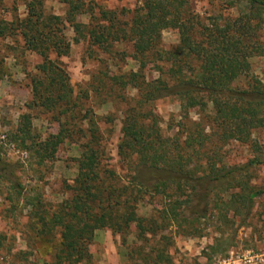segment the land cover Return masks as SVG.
I'll return each instance as SVG.
<instances>
[{"label":"trees","instance_id":"obj_1","mask_svg":"<svg viewBox=\"0 0 264 264\" xmlns=\"http://www.w3.org/2000/svg\"><path fill=\"white\" fill-rule=\"evenodd\" d=\"M60 1L75 42L87 40L104 53H111L115 43L131 42L138 70L99 79L103 88L137 90L138 98L123 111L117 144L119 160L131 172L123 178L107 167L97 119L87 110L81 114L69 76L57 61L70 51L62 17L47 11L44 0H20L25 14L20 16L15 4L10 19L0 14V37L19 36L24 49L41 56L30 75L26 108L50 112L58 130L36 134L26 111L8 137L36 165L53 161L66 139L78 143L80 154L66 184L69 195L53 209L40 195H26L1 152L0 183L9 198L28 209L32 241L49 245L50 264H89L87 238L105 227L120 237L128 263L172 264L174 234L203 236V221L215 217L226 225L229 214H246L261 194L250 184L249 169L260 160L228 165L221 146L230 140L251 143L253 129L264 126V85L251 79L245 89L234 86L249 74L250 58L264 53V0H229L231 7L242 4L237 15L210 19L195 13L189 0H141L129 22L96 9L95 0ZM80 15L88 22L77 20ZM169 27L177 29L179 41L165 50L161 32ZM153 60L167 67L147 81L143 69ZM166 96L180 103L172 136L162 132L150 108ZM190 109L198 111L197 119L189 117ZM4 240L0 234V249Z\"/></svg>","mask_w":264,"mask_h":264},{"label":"rangeland","instance_id":"obj_2","mask_svg":"<svg viewBox=\"0 0 264 264\" xmlns=\"http://www.w3.org/2000/svg\"><path fill=\"white\" fill-rule=\"evenodd\" d=\"M228 2L189 0L191 9L208 19L237 15L242 4L231 7ZM140 3L141 0H95L96 9L115 12L120 22H129L132 10ZM14 4L20 16L25 14L20 0H2V17L10 19ZM44 4L47 11L62 17L70 51L58 57L57 61L69 76L81 114L85 110L94 114L107 151L106 165L126 178L131 170L119 160L117 144L121 136L123 111L138 98L137 90L132 87L103 88L99 79L106 78L105 75L138 70V63L131 57V42L113 44L111 53L101 52L87 40L75 42L72 26L65 15L66 5L60 0H44ZM77 20L88 22V16L80 15ZM261 34L264 39V21ZM178 41L176 28L169 27L161 32V48L171 49ZM50 57L56 58L55 54H50ZM41 61V56L23 48L19 36L17 39L0 37V152L5 161L13 164L14 175L22 183L26 195H40L47 207L53 209L57 202L69 195L66 184L72 182L76 172L75 162L80 154L78 143L66 139L59 145L53 161L36 165L29 154L17 148L8 137L17 125L20 114L26 111L31 112L36 134L43 137L58 130V123L52 119L50 112L26 108L31 98L30 75ZM249 61V74L238 79L235 87L245 89L251 79L264 85V53L252 56ZM166 67L162 61H148L143 69L145 79H156ZM150 108L158 116L162 132L168 136L175 134L178 129L175 124L180 118L178 98L166 96L156 99ZM188 115L195 120L198 111L190 109ZM251 140V143L230 140L222 144L221 150L228 165H243L253 158L260 160L249 169L253 174L250 184L261 190V194L253 200L246 214H229L230 222L226 225L215 217L203 221V236L174 234L169 249L172 264H264V126L253 129ZM6 187L0 183V234L5 235L4 248L0 249V264H50L52 249L44 242L33 243L28 209L22 207L21 202L16 203V200L9 198ZM87 242L91 253L89 264H134L126 261V249L120 245V237L113 236L107 227L95 230Z\"/></svg>","mask_w":264,"mask_h":264},{"label":"crops","instance_id":"obj_3","mask_svg":"<svg viewBox=\"0 0 264 264\" xmlns=\"http://www.w3.org/2000/svg\"><path fill=\"white\" fill-rule=\"evenodd\" d=\"M97 233V232H96ZM109 251V250H108ZM109 253V252H108Z\"/></svg>","mask_w":264,"mask_h":264}]
</instances>
